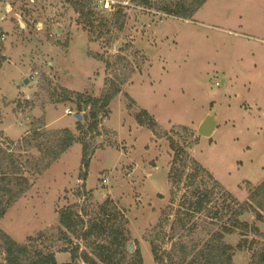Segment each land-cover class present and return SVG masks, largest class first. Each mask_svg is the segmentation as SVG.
Returning <instances> with one entry per match:
<instances>
[{
    "label": "rangeland",
    "instance_id": "1",
    "mask_svg": "<svg viewBox=\"0 0 264 264\" xmlns=\"http://www.w3.org/2000/svg\"><path fill=\"white\" fill-rule=\"evenodd\" d=\"M115 1L114 11L127 5L124 28L99 38L77 23L78 14L66 0H0V142L5 146L6 139L25 135L34 119L44 120L48 130L68 127L80 135L76 121L88 109L77 118L75 104L52 102L45 76L54 86L94 96L113 81L122 89L109 115L100 118L101 134L87 136L86 178H81L83 146L78 141L42 174L28 169L26 146L9 147L25 154L23 172L31 185L0 219V229L19 242L43 233L38 244L66 262L71 254L62 250L70 243L59 241L60 210L77 205L87 221L98 204L112 199L128 219V251L139 248L143 264H170L181 252L170 235L185 188L168 178L174 155L168 137L197 138L188 149L191 157L241 203L249 198L245 181L264 180V0H207L190 19L136 7L133 0ZM34 72L36 79L26 83ZM143 109L155 119L157 134L137 121ZM209 114L217 125L205 137L198 128ZM165 215L164 231L155 237L159 263L151 229ZM198 216V224L209 222ZM242 219L259 230L243 235L237 229L224 240L232 246L234 263L253 264L254 251L264 245V221L251 210ZM184 236L190 244L203 234L199 229ZM75 243L80 252L86 249L84 241Z\"/></svg>",
    "mask_w": 264,
    "mask_h": 264
},
{
    "label": "trees",
    "instance_id": "2",
    "mask_svg": "<svg viewBox=\"0 0 264 264\" xmlns=\"http://www.w3.org/2000/svg\"><path fill=\"white\" fill-rule=\"evenodd\" d=\"M66 1L78 14L77 23L83 25L91 36L97 34V37L102 38L105 34H110L114 28L120 31L124 28L127 5H120L112 17H108L95 0ZM206 1L133 0L136 7L155 8L167 15L184 19L192 18ZM2 35L3 29L0 26V37ZM112 39L108 41L111 43ZM107 65H110L108 61ZM44 81L52 102H71L75 104V113L81 115L87 109L88 112L82 115L83 119L76 121V128L80 133L78 136L68 127L48 130L44 120L34 119L31 122L32 127L21 139L18 141L6 139L7 146L0 142V219L31 185L30 179L23 172V168L27 166L22 162L25 154L15 153L9 147L18 143L26 146L28 169L42 174L78 141L83 146L81 163L84 172L81 178H86L91 156V144L87 141V136L91 133L101 134L100 118L109 115L110 103L122 90L121 84L113 81L100 96H94L87 91L72 90L61 85L54 86L52 80L46 76ZM39 84H42L41 78ZM27 102L29 104L30 101ZM136 118L139 124L148 126L157 134V123L146 109L139 111ZM83 120L86 123H83ZM182 129L188 131L189 127L182 126ZM176 135L179 137V133ZM190 135L193 137L194 132L190 131ZM168 139L174 154L168 178L178 188H185L181 195V208L177 210L178 214L171 225L170 235V238L177 239L181 252L179 259H171L170 264H236L231 253L232 246L227 244L224 238L226 234L234 233L237 229H240L243 235L259 230L255 224L243 220L242 216L251 210L258 220L264 221V180L258 184L245 181L249 198L241 203L207 168L191 157L188 149L197 143V138L191 141H187V138ZM32 149H35L38 155L30 153ZM172 193L176 194L174 190ZM76 207L77 205L63 208L58 216V232L61 233L59 241L67 240L70 243L69 247L62 250L71 254L69 261L59 262L55 251L38 244L43 233L35 238L30 237L28 242H19L0 229V264H143L139 248L133 253L128 251L129 236L126 227L128 219L112 199L98 204L97 210L87 221ZM166 215L165 219H161L151 229L152 250L159 263L163 260L158 255L159 247L155 237L164 231V224L168 221ZM198 215L205 217L209 222H205V225L198 224L195 221ZM199 229L200 234H203L200 239L193 237L190 244L184 241L185 232L193 236ZM75 240L84 241L86 249L80 252V243H75ZM247 242L248 239L245 243ZM253 258V264H264V245L254 251Z\"/></svg>",
    "mask_w": 264,
    "mask_h": 264
},
{
    "label": "water",
    "instance_id": "3",
    "mask_svg": "<svg viewBox=\"0 0 264 264\" xmlns=\"http://www.w3.org/2000/svg\"><path fill=\"white\" fill-rule=\"evenodd\" d=\"M21 25L24 27V23L21 22ZM30 79L26 78L25 82L29 83ZM75 117L81 118L80 114L75 113ZM217 125V120L215 119L214 114H209L206 116V118L202 121L198 128V132L200 135L205 136V137H210L212 133L214 132L215 128ZM134 247L133 245L130 246V250H133Z\"/></svg>",
    "mask_w": 264,
    "mask_h": 264
},
{
    "label": "built area",
    "instance_id": "4",
    "mask_svg": "<svg viewBox=\"0 0 264 264\" xmlns=\"http://www.w3.org/2000/svg\"><path fill=\"white\" fill-rule=\"evenodd\" d=\"M118 1H115V0H103L102 1V4H100V7L103 9V10H107L110 14V16H112L114 10H115V4L117 3ZM36 74L37 72H34L33 74L30 75L29 79L30 80H35L36 79Z\"/></svg>",
    "mask_w": 264,
    "mask_h": 264
},
{
    "label": "crops",
    "instance_id": "5",
    "mask_svg": "<svg viewBox=\"0 0 264 264\" xmlns=\"http://www.w3.org/2000/svg\"><path fill=\"white\" fill-rule=\"evenodd\" d=\"M26 132V131H25ZM24 135V134H23ZM23 135L20 137V139L23 137Z\"/></svg>",
    "mask_w": 264,
    "mask_h": 264
}]
</instances>
